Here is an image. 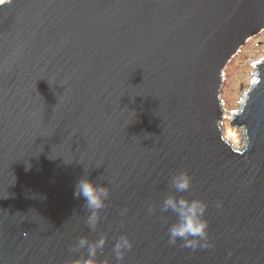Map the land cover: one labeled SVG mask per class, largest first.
Wrapping results in <instances>:
<instances>
[{"label": "water", "instance_id": "obj_1", "mask_svg": "<svg viewBox=\"0 0 264 264\" xmlns=\"http://www.w3.org/2000/svg\"><path fill=\"white\" fill-rule=\"evenodd\" d=\"M263 32L264 0L1 3L0 264H74L101 236L111 264H264V61L231 125L243 147L222 102ZM180 171L177 196L208 205L209 247L169 243L177 217L160 206ZM85 176L110 193L94 230L73 195Z\"/></svg>", "mask_w": 264, "mask_h": 264}, {"label": "clouds", "instance_id": "obj_2", "mask_svg": "<svg viewBox=\"0 0 264 264\" xmlns=\"http://www.w3.org/2000/svg\"><path fill=\"white\" fill-rule=\"evenodd\" d=\"M170 185L175 191L167 195L160 206L162 213L171 211L177 217L176 222L168 229L169 243L176 244L178 240H182L184 247L194 250L197 247H209V224L205 218L208 205L201 199L177 196V193L186 192L191 188V176L187 171H180L171 177ZM73 195L75 198H83L84 206L89 212L87 224L94 230L100 219V210L106 207L105 201L110 195L108 188L94 183L85 176L77 182ZM148 211L150 213L154 211L151 205ZM106 241V236H101L94 242H90L87 237H81L76 247L87 248L88 256L76 260L74 264H111L107 259L102 262L96 259L98 249L103 248ZM132 246V241L127 236H119L114 245L117 260L123 261L125 252L131 250Z\"/></svg>", "mask_w": 264, "mask_h": 264}, {"label": "rangeland", "instance_id": "obj_3", "mask_svg": "<svg viewBox=\"0 0 264 264\" xmlns=\"http://www.w3.org/2000/svg\"><path fill=\"white\" fill-rule=\"evenodd\" d=\"M8 0H0L4 3ZM264 32L251 40L236 55L224 73L222 102L225 109L223 121L224 135L235 147H243L244 130L232 127L233 117L238 113L247 97V92L256 82L258 63L264 61Z\"/></svg>", "mask_w": 264, "mask_h": 264}, {"label": "bare ground", "instance_id": "obj_4", "mask_svg": "<svg viewBox=\"0 0 264 264\" xmlns=\"http://www.w3.org/2000/svg\"><path fill=\"white\" fill-rule=\"evenodd\" d=\"M3 3V2H2ZM1 4V3H0ZM257 74V73H256ZM247 98V97H246ZM233 117H236V114L233 116Z\"/></svg>", "mask_w": 264, "mask_h": 264}, {"label": "built area", "instance_id": "obj_5", "mask_svg": "<svg viewBox=\"0 0 264 264\" xmlns=\"http://www.w3.org/2000/svg\"><path fill=\"white\" fill-rule=\"evenodd\" d=\"M264 59V58H263ZM258 64H260V63H258Z\"/></svg>", "mask_w": 264, "mask_h": 264}]
</instances>
